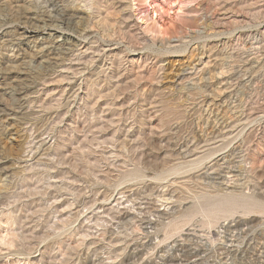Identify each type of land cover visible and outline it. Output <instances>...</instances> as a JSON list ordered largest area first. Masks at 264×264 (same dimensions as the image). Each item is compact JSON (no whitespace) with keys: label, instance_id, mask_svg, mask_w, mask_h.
Instances as JSON below:
<instances>
[{"label":"rangeland","instance_id":"374dc122","mask_svg":"<svg viewBox=\"0 0 264 264\" xmlns=\"http://www.w3.org/2000/svg\"><path fill=\"white\" fill-rule=\"evenodd\" d=\"M149 1L0 0V264H264V0Z\"/></svg>","mask_w":264,"mask_h":264},{"label":"bare ground","instance_id":"6f19581e","mask_svg":"<svg viewBox=\"0 0 264 264\" xmlns=\"http://www.w3.org/2000/svg\"><path fill=\"white\" fill-rule=\"evenodd\" d=\"M144 1H145L146 3H149V4L151 3V1H149V0H144ZM134 5H136V3H134ZM211 217H212V216H211ZM178 227H179V226H178ZM178 227H177V228H178ZM175 229H176V228H175Z\"/></svg>","mask_w":264,"mask_h":264}]
</instances>
